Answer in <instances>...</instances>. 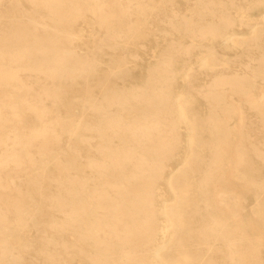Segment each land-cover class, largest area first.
Returning <instances> with one entry per match:
<instances>
[{"label": "bare ground", "instance_id": "1", "mask_svg": "<svg viewBox=\"0 0 264 264\" xmlns=\"http://www.w3.org/2000/svg\"><path fill=\"white\" fill-rule=\"evenodd\" d=\"M175 1L0 0V264H264V0Z\"/></svg>", "mask_w": 264, "mask_h": 264}, {"label": "rangeland", "instance_id": "2", "mask_svg": "<svg viewBox=\"0 0 264 264\" xmlns=\"http://www.w3.org/2000/svg\"><path fill=\"white\" fill-rule=\"evenodd\" d=\"M155 2H159V0H155ZM176 4H178L179 6L183 7V0H176L175 1ZM261 10L255 11L254 12V20L258 19V13ZM79 27H83V29H80L77 27V31H79V33H83L84 37H82L83 40H86L87 38H89L87 31L85 30V26L81 25ZM240 30H242L243 32H247L248 29L246 26H242V28H240ZM186 41V40H183ZM215 45V48L218 52L223 53L224 57H228V58H233V54L235 52H238L241 50L240 46H233L231 44L226 45L224 44L221 40H212V42ZM164 45V41H163V37L161 36H155L152 38H149V40L146 42V47L145 50L143 49H139L137 48V50L140 52V54L142 55V59L140 61L137 62H128L126 65L128 67L131 68V75H133L132 77H129V80H134V79H139V77L141 75H144L146 72V67L147 65L150 63V58H149V52H151L152 49H157V48H161ZM127 47H129V50H136L135 46L129 44L127 45ZM84 44H81L80 42L75 46V50L83 52L86 49ZM108 49L110 47H107ZM192 59L194 62L197 61L198 57H199V52L198 49H193V53H192ZM105 57H107L105 55ZM220 57V56H219ZM99 58V56H98ZM104 64V63H103ZM220 66V65H219ZM180 82H178L179 85ZM256 89L254 90V95L257 96L260 93V89L264 86V81L259 79L256 84ZM246 116L248 119H250L251 121H253V125L256 126L257 123V118H259L258 114L256 113V111L254 109L248 108V110L246 111ZM237 115L235 114L233 116L232 119V123L233 125L236 124L237 121ZM185 131L184 129L181 130V135L184 136ZM259 137H264V132H259L258 133ZM253 160L255 162L254 166H256V168L259 170L260 172V177H263L264 180V160L259 161L256 157H253ZM226 177L228 178V175H226ZM231 181V184L238 190L241 192V195L244 197V209L242 211L243 217H246L249 211V208H251L254 204H255V198L252 195V192L245 190V188L241 187L239 185V183L235 180V179H229ZM161 185V184H159ZM231 185V186H232ZM162 186V185H161ZM263 254H264V244H263Z\"/></svg>", "mask_w": 264, "mask_h": 264}]
</instances>
